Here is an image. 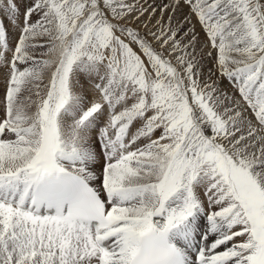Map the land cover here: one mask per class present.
I'll list each match as a JSON object with an SVG mask.
<instances>
[{
    "label": "snow or ice",
    "instance_id": "obj_1",
    "mask_svg": "<svg viewBox=\"0 0 264 264\" xmlns=\"http://www.w3.org/2000/svg\"><path fill=\"white\" fill-rule=\"evenodd\" d=\"M0 264H264V0H0Z\"/></svg>",
    "mask_w": 264,
    "mask_h": 264
}]
</instances>
